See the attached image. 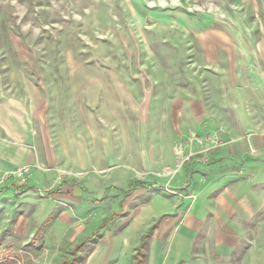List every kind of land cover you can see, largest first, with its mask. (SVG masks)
I'll use <instances>...</instances> for the list:
<instances>
[{"label":"rangeland","instance_id":"374dc122","mask_svg":"<svg viewBox=\"0 0 264 264\" xmlns=\"http://www.w3.org/2000/svg\"><path fill=\"white\" fill-rule=\"evenodd\" d=\"M259 53L264 0H0V71L9 91L86 100L90 108L104 93L135 92L140 103L150 92L174 101L183 94L184 137L174 145L171 169L157 168L160 176L180 168L178 147L191 149L192 110L205 107L233 129L251 110L264 117ZM248 99L254 109L243 108ZM144 172L142 182L110 185L103 197L85 199L74 220L61 219L67 206L59 204L39 220L41 207L20 196L24 187L16 184L12 193L1 186L0 264H172V230L158 239L152 233L179 199L192 197L190 175L173 187L155 177L152 187ZM150 191L154 199L143 205Z\"/></svg>","mask_w":264,"mask_h":264},{"label":"crops","instance_id":"0c3cea01","mask_svg":"<svg viewBox=\"0 0 264 264\" xmlns=\"http://www.w3.org/2000/svg\"><path fill=\"white\" fill-rule=\"evenodd\" d=\"M215 37L211 34L206 44L211 52L218 46ZM257 62L264 66L261 53ZM258 69L264 76V67ZM245 103L243 108H255L249 99ZM201 108L191 111L195 132L187 135L215 134L223 144L211 151L208 164L160 176L157 168L171 169L174 145L184 137L183 94L174 101L150 92L140 103L135 92L104 93L90 108L86 100L52 101L48 94L26 98L9 91L0 71V174L31 167L28 184L19 192L41 207L39 220L58 204L67 206L61 219L74 220L85 199L103 197L110 185L142 182V170L145 183L160 178L165 187L180 185L190 175L192 197L179 199L152 233L158 239L172 230V264H264V117L251 110L242 117V127L233 129ZM16 186L11 180L6 189L13 193ZM150 192L143 205L154 199Z\"/></svg>","mask_w":264,"mask_h":264},{"label":"built area","instance_id":"2783aa9c","mask_svg":"<svg viewBox=\"0 0 264 264\" xmlns=\"http://www.w3.org/2000/svg\"><path fill=\"white\" fill-rule=\"evenodd\" d=\"M189 149L184 153L181 147H178V154L180 156L179 167L187 166L188 163H195L196 165L208 164L211 156V151L223 144L215 134L198 135L192 134L190 137ZM193 145L198 146V149H192ZM182 146V145H181ZM192 146V147H191ZM31 174V167L28 165L17 167L11 172L0 174V187L8 185L9 181H15L19 186H25L28 183Z\"/></svg>","mask_w":264,"mask_h":264},{"label":"trees","instance_id":"16d2710c","mask_svg":"<svg viewBox=\"0 0 264 264\" xmlns=\"http://www.w3.org/2000/svg\"><path fill=\"white\" fill-rule=\"evenodd\" d=\"M138 186L140 185L141 186V184H137Z\"/></svg>","mask_w":264,"mask_h":264}]
</instances>
